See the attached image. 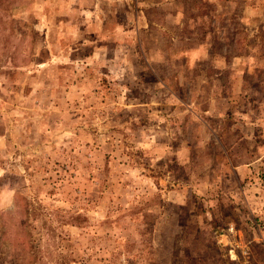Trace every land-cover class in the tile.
Masks as SVG:
<instances>
[{
  "label": "rangeland",
  "instance_id": "1",
  "mask_svg": "<svg viewBox=\"0 0 264 264\" xmlns=\"http://www.w3.org/2000/svg\"><path fill=\"white\" fill-rule=\"evenodd\" d=\"M263 58L264 0H0V264H264Z\"/></svg>",
  "mask_w": 264,
  "mask_h": 264
},
{
  "label": "crops",
  "instance_id": "2",
  "mask_svg": "<svg viewBox=\"0 0 264 264\" xmlns=\"http://www.w3.org/2000/svg\"><path fill=\"white\" fill-rule=\"evenodd\" d=\"M188 51H190V53H189V57H195L196 56V53H197V51H193L194 49L193 48H188L187 49ZM198 54L199 53H197V56H198ZM249 58V57H248ZM248 58H246V59H248ZM245 59V60H246ZM264 59V58H263ZM239 62H240V60H239ZM232 64H230L229 66H231ZM235 64H233L232 66H231V70H230V76H232V75H234V81L237 79V76H238V78L240 79V88L241 89H244V91H246V86H245V88H244V86H243V84H244V82H245V78L244 77H246V76H250L251 78H255L256 77V74L258 73V71H261V70H264V64L263 65H259V64H257V63H251V64H247V65H243V66H237V65H235V66H237V68L235 69V68H233V66H234ZM259 66H261V70H260V68H259ZM224 68V67H223ZM219 69H222L221 67L219 68ZM223 70V69H222ZM218 78V77H217ZM245 85V84H244ZM223 95V94H222ZM221 95V96H222ZM220 96V98H219V101H223L224 99H225V103H230V102H228L229 100L228 99H232V98H234V97H232V98H230V97H226L225 95H223L224 97H221ZM249 99V98H248ZM232 102V101H231ZM231 104V103H230ZM220 111H222V110H220ZM218 137H220L221 135L219 134V132L216 134Z\"/></svg>",
  "mask_w": 264,
  "mask_h": 264
}]
</instances>
